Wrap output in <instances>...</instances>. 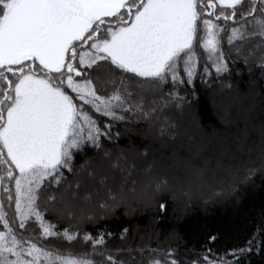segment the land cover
I'll return each mask as SVG.
<instances>
[{"label":"snow or ice","instance_id":"6c2138e0","mask_svg":"<svg viewBox=\"0 0 264 264\" xmlns=\"http://www.w3.org/2000/svg\"><path fill=\"white\" fill-rule=\"evenodd\" d=\"M257 52L258 69L264 71V0H0V188L10 207L14 201L15 218L23 230L16 233L10 227L0 201L4 229L0 264H124L103 250L102 233L79 237L91 245L89 253L38 247L29 231L30 220L38 224L39 236L45 240L62 238L71 244L78 232L55 231L37 201L47 194L50 205H62L71 218L72 201L78 197L87 203L102 191L115 207L135 195V180L108 185L103 178L99 189L80 195L84 182L70 181L65 170L92 177L88 162L77 168L74 155L87 146L100 150L102 137L114 139V122L128 117L159 119L169 109L183 114L186 96L179 92L186 91L194 77L203 81L209 65L217 74L228 72L230 60L247 66ZM201 57L205 60L199 71ZM92 75L111 86L107 95L99 94ZM96 115L108 122L101 126ZM168 128H175V123L164 117L160 135ZM109 155L104 152L106 158ZM261 168L264 147L259 165L241 160L221 169L218 176L214 173L212 183L201 168L194 167L193 174L198 187L208 190L212 199L225 191L235 192L238 183L248 182ZM162 187H167L166 181L157 183L155 191ZM190 191L184 192L189 199ZM107 201H100L99 207H108ZM159 208L163 212L166 205ZM138 251L145 254L144 249ZM156 251L148 250V264H239L235 252L226 262L211 248L183 262L174 249L162 259L154 255ZM97 256L102 259L97 261Z\"/></svg>","mask_w":264,"mask_h":264},{"label":"trees","instance_id":"16d2710c","mask_svg":"<svg viewBox=\"0 0 264 264\" xmlns=\"http://www.w3.org/2000/svg\"><path fill=\"white\" fill-rule=\"evenodd\" d=\"M220 23L223 24V21ZM228 26H233L232 22H229ZM227 52L228 48L225 45V55ZM258 57L259 52L247 66L243 61L238 60L233 63L230 60L228 61L229 71L219 74L209 65L208 74L203 81L197 75L186 91L179 92L180 96H186L184 105L189 106L188 110L195 113L199 125L218 129L222 126L215 106L214 90L216 87L214 90L208 88V86L216 85L217 81L234 83L240 91H246L247 88L255 86L264 116V71L258 69ZM204 60L205 57L200 58L199 71L203 70ZM85 71L90 70L85 69ZM91 78L99 94L107 95L111 91V86L106 84L103 78L97 79L95 75ZM227 78L230 79L227 80ZM187 93L193 94L187 95ZM175 116V109L164 115L172 122L176 121ZM95 118L101 126L108 122L100 115H96ZM111 132L114 139L108 140L102 137L100 150L87 146L83 152L74 155V164L77 168L88 162L89 170L96 175L97 180L100 181L103 178L108 185H112V181L119 182L120 174L116 171L111 172L110 175L103 172L97 173L95 166L103 169L108 162L118 163V157L126 159L127 155L136 151H142L146 157H150L152 148H159L152 138L153 136L157 138L154 135L155 130L149 128L143 120L135 117H128L122 122H114ZM105 151L110 153L109 160L104 156ZM127 163L126 167L136 166L133 160ZM65 175L70 181L77 179L83 181L86 191L91 192L93 189L100 188L98 181L90 179L86 173L78 171L74 175L65 170ZM128 182L130 183L131 179ZM66 195L71 200V192H67ZM153 199L158 210H152L139 204L128 207L123 203L116 204L115 207L110 204L108 208H112L104 210L100 209L99 203L107 201V197L101 191L93 195L89 201L96 210V215L88 212V216L92 217L89 219L77 218L74 214L69 218L68 210H65L62 205H56L53 208L45 194L37 201L38 210L43 213L44 219L55 225L54 230L57 232H62L64 229L78 232V238L71 244L62 238L49 237L45 240L39 236L38 224L32 223L31 220L29 231L35 237L33 242L37 243L38 247L73 254L91 251V245L79 238L84 233L92 236L102 233L106 240L103 250L111 253L116 260L122 259L124 264H148L149 249L157 250L154 255L161 259L169 249H174L179 253L177 259L183 262L206 248H211L217 257H223L226 262L232 261L231 254L235 252L239 264H264V174H257L250 182L239 186L235 195L224 201H215L207 206H201L199 203L193 205L189 202L190 208L184 210L183 213L175 210L176 206L171 194L156 195ZM0 201L4 202V212L10 227L16 233L23 232L19 229V220L15 218L14 201L10 207L2 188H0ZM76 202L79 203L78 206H84L82 201L77 200ZM161 203L166 205L163 212L159 208ZM46 209L50 210L46 211ZM124 229L127 231L124 232ZM3 230V225H0V231ZM108 233H111V236H108ZM122 233L123 238H121ZM24 238H28L26 233ZM139 249L145 250L143 256L138 251ZM241 249L244 250L243 253L239 251ZM129 250H131V255H129ZM119 255L121 258L118 257ZM95 259L99 261L102 258L97 256Z\"/></svg>","mask_w":264,"mask_h":264},{"label":"rangeland","instance_id":"374dc122","mask_svg":"<svg viewBox=\"0 0 264 264\" xmlns=\"http://www.w3.org/2000/svg\"><path fill=\"white\" fill-rule=\"evenodd\" d=\"M214 87H216L215 90ZM208 88L215 92V106L219 113L221 128H207L199 125L195 113L189 111L190 107L185 105L183 114L175 110V128H168L166 134L161 136L160 127L163 124L164 115L173 110L169 109L160 115V119L154 116L149 121L143 120L149 128L155 130L154 135L157 138L153 135L151 137L159 147L152 148L150 157H146L142 151H136L127 155L126 159L119 157L118 168H113L111 166L113 163L110 162L103 169L95 166L97 173L103 172L110 175L111 172L116 171L120 174V180L123 176V179H133L137 182L135 195L126 197L117 204L123 203L128 207L139 204L158 210L153 198L156 195L168 193L172 195L175 210L183 213L190 208L189 202L193 205L199 203L201 206H207L215 201H224L235 195L239 186L250 182L257 174H264V168H261L248 182L238 183L235 192L225 191L212 199H209L208 190L198 187V178L193 174L194 167L201 168L205 177L209 179V183H212L211 177L214 173L218 176L222 174L221 169L234 167L241 160L251 159L259 165L261 149L264 147L263 108L255 86L247 88L246 91H240L234 83L217 81L216 85L208 86ZM209 144L212 146L210 151L203 147ZM106 159L109 160L108 157ZM131 160L136 166L126 167L127 162ZM121 168L125 171L121 172ZM242 175L243 169H240L238 176ZM90 179L98 181L96 175ZM160 181H166L167 187H162L159 192H156L155 186ZM214 187L217 192H220L218 186L214 185ZM189 188H191L190 199L189 196L184 195ZM84 190L85 187L81 190V194ZM77 200H80L79 197ZM76 201H72L71 208L74 216L88 218V212L96 215L95 207L91 202L79 207ZM110 204L112 205V202L108 201V207ZM118 257L121 258L120 255ZM118 260L122 261V259Z\"/></svg>","mask_w":264,"mask_h":264}]
</instances>
